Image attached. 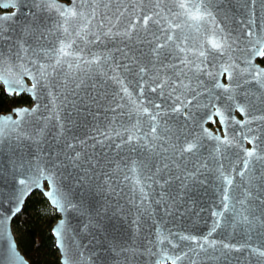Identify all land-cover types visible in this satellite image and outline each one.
<instances>
[{
    "label": "water",
    "instance_id": "water-1",
    "mask_svg": "<svg viewBox=\"0 0 264 264\" xmlns=\"http://www.w3.org/2000/svg\"><path fill=\"white\" fill-rule=\"evenodd\" d=\"M181 2L0 0V264L36 191L59 264H264V0Z\"/></svg>",
    "mask_w": 264,
    "mask_h": 264
},
{
    "label": "trees",
    "instance_id": "trees-1",
    "mask_svg": "<svg viewBox=\"0 0 264 264\" xmlns=\"http://www.w3.org/2000/svg\"><path fill=\"white\" fill-rule=\"evenodd\" d=\"M29 103L27 95H6L0 85V112ZM56 218L55 210L37 191L26 198L22 209L12 218L11 229L15 241L29 264H59L50 233Z\"/></svg>",
    "mask_w": 264,
    "mask_h": 264
},
{
    "label": "snow or ice",
    "instance_id": "snow-or-ice-1",
    "mask_svg": "<svg viewBox=\"0 0 264 264\" xmlns=\"http://www.w3.org/2000/svg\"><path fill=\"white\" fill-rule=\"evenodd\" d=\"M199 2L200 3H203L204 2V0H199ZM253 2H254V0H253ZM53 3H54V0H53ZM180 7L181 8H191V9H195V12H196V14H194V15H192V19H194V20H198V19H200L201 17H200V15H199V8L197 7V3H196V0H188V3L186 4V3H184V2H181L180 3ZM5 18H7V17H5ZM150 19V17H148V16H145V17H143V22L145 23V24H147V22H148V20ZM162 46V45H161ZM213 48H217V49H219V48H221L222 47V44H221V42L220 41H214V42H212V45H211ZM60 53L61 54H64V55H66L67 53H66V50H65V46H62L61 48H60ZM204 53L203 52H201V55H203ZM257 54H261V53H257ZM58 63H59V61H57ZM227 71V70H226ZM257 76L258 77H264V70H258L257 71ZM258 82H261V83H264V81H258ZM241 110H243V109H241ZM26 111V110H25ZM20 113H18V115H19ZM3 120H4V122H12V123H18L17 121H12V118H11V116H8V117H5V118H3ZM5 126H6V124H5ZM2 131H3V129L2 128H0V134H2ZM153 132H155V128H153ZM195 144L194 143H188L185 147H184V151H193L194 150V148H195ZM247 156L249 157V159L248 160H245V162H244V170L245 171H247L248 170V165H249V163H250V161H251V159H253V158H255V159H264V156H260V155H258L257 154V147L255 146V144H254V146H253V149L252 150H250V151H247ZM241 175H243V172L241 173ZM262 179H264V178H262ZM229 183H230V181H229ZM261 204H264V201H261ZM261 215H264V208H261ZM242 220H243V222H245V223H251L252 221H250L249 220V217L248 216H243L242 217ZM224 247H228V245H224ZM261 256H264V252H260L259 253Z\"/></svg>",
    "mask_w": 264,
    "mask_h": 264
},
{
    "label": "flooded vegetation",
    "instance_id": "flooded-vegetation-1",
    "mask_svg": "<svg viewBox=\"0 0 264 264\" xmlns=\"http://www.w3.org/2000/svg\"><path fill=\"white\" fill-rule=\"evenodd\" d=\"M255 62L258 64V65H260V66H263L264 65V53H263V55L261 56V57H258V58H256L255 59ZM215 122H216V120H215ZM214 122V123H215ZM208 124H210V125H214V124H211V123H208ZM209 126V125H208ZM210 127V126H209ZM217 127H218V124H217ZM217 127H215V128H217ZM214 128V129H215ZM213 129V130H214Z\"/></svg>",
    "mask_w": 264,
    "mask_h": 264
},
{
    "label": "rangeland",
    "instance_id": "rangeland-1",
    "mask_svg": "<svg viewBox=\"0 0 264 264\" xmlns=\"http://www.w3.org/2000/svg\"><path fill=\"white\" fill-rule=\"evenodd\" d=\"M208 125L210 126L211 129H214L215 127H217V122H215L214 125H210V124Z\"/></svg>",
    "mask_w": 264,
    "mask_h": 264
}]
</instances>
